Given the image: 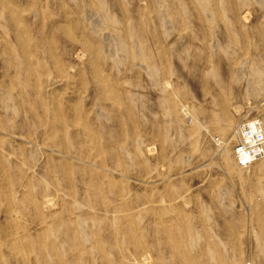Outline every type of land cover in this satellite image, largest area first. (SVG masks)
Listing matches in <instances>:
<instances>
[{"label":"rangeland","instance_id":"1","mask_svg":"<svg viewBox=\"0 0 264 264\" xmlns=\"http://www.w3.org/2000/svg\"><path fill=\"white\" fill-rule=\"evenodd\" d=\"M264 0H0V264H264Z\"/></svg>","mask_w":264,"mask_h":264},{"label":"built area","instance_id":"2","mask_svg":"<svg viewBox=\"0 0 264 264\" xmlns=\"http://www.w3.org/2000/svg\"><path fill=\"white\" fill-rule=\"evenodd\" d=\"M233 158L240 169H248L264 158V124L261 120L252 119L236 127Z\"/></svg>","mask_w":264,"mask_h":264}]
</instances>
